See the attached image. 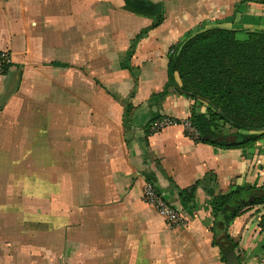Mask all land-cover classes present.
<instances>
[{
	"label": "crops",
	"instance_id": "0c3cea01",
	"mask_svg": "<svg viewBox=\"0 0 264 264\" xmlns=\"http://www.w3.org/2000/svg\"><path fill=\"white\" fill-rule=\"evenodd\" d=\"M147 1L161 4L163 22L134 45L155 19L125 11L122 0H0V38H7L0 54L7 53L12 65L0 76V264H40L39 239L9 235L2 220L10 163L3 134L30 140L35 150L26 157L47 165V179L33 178V194L46 190L49 217L62 212L63 230L76 231L79 264L216 262L221 253L212 246L210 202L264 188V139L222 150L196 144L181 124L145 137L151 113L180 123L190 118L193 103L172 89L161 100L155 97L167 80L170 48L206 28L264 30V6L239 0ZM56 34L63 39L54 41ZM152 82L158 84L155 91L145 88ZM105 93L112 108H103ZM127 96L129 115L118 105ZM17 149L16 164L22 166L25 150L18 144ZM147 177L179 213L183 227L168 229L142 202ZM196 184L190 202L181 200L178 190ZM47 227L56 225L50 220ZM224 233L236 245L239 264H264V206L245 208Z\"/></svg>",
	"mask_w": 264,
	"mask_h": 264
},
{
	"label": "trees",
	"instance_id": "16d2710c",
	"mask_svg": "<svg viewBox=\"0 0 264 264\" xmlns=\"http://www.w3.org/2000/svg\"><path fill=\"white\" fill-rule=\"evenodd\" d=\"M124 10L137 16L152 17L155 23L139 33L134 45L146 38L147 34L159 27L162 22L161 4H153L147 0H122ZM240 5L256 4L264 6V0H239ZM239 33H246L244 41H237ZM189 37V36H188ZM187 38V37H186ZM185 38V39H186ZM182 43V42H181ZM181 43L170 48L173 54L167 61V80L161 91L155 97L163 99L168 89L191 101L190 123L197 137H189L196 144L207 145L222 150H239L264 139V30H225L212 27L205 33L191 39L180 51L173 71L171 65ZM230 49L231 64H224L218 53L222 49ZM1 59L0 76H5L12 67L9 62ZM208 72V76L203 74ZM196 103L206 106V112H197ZM161 118L151 113L150 124ZM170 126L179 125L178 120H170ZM222 124L233 132L237 138L233 144L214 141L224 138L215 132L216 126ZM153 135L150 127L145 137ZM209 138V139H208ZM151 182L150 178H146ZM198 184L188 190L179 191V197L184 202H190ZM173 188V186H171ZM252 192L262 195L247 201L246 197ZM213 217L212 246L217 247L222 255L220 244L222 239L231 245H236L224 233L226 226L232 223L241 212L251 206H264V188L237 190L225 197H216L210 204ZM264 249V248H263ZM222 262L225 264L222 255Z\"/></svg>",
	"mask_w": 264,
	"mask_h": 264
},
{
	"label": "rangeland",
	"instance_id": "374dc122",
	"mask_svg": "<svg viewBox=\"0 0 264 264\" xmlns=\"http://www.w3.org/2000/svg\"><path fill=\"white\" fill-rule=\"evenodd\" d=\"M56 18V17H55ZM18 25V24H17ZM16 30V28H14ZM12 32V30L10 29ZM190 36V35H189ZM246 33H239L236 36L237 41H244L246 39ZM42 38L47 40V36L45 34L42 35ZM54 41L62 40L63 37L59 34L53 35ZM7 38H0V42L5 41ZM49 40V39H48ZM53 41V42H54ZM52 42V43H53ZM60 52V51H58ZM7 54V53H6ZM173 54L172 50H169L168 54L166 55L167 61L170 56ZM219 58L224 64H231V57H230V49H222L219 53ZM200 70L203 71L204 75L210 79L208 76V72H204V68L199 66ZM156 74L159 73V70L155 72ZM43 77L45 79L48 78L47 73H44ZM157 77V76H155ZM49 78H52L50 76ZM92 84L87 86V92L91 93ZM99 89L103 86L99 85ZM145 88L148 90L155 91L156 88L158 89V84L156 82H152L147 84ZM105 90V89H104ZM154 102V100H153ZM103 108H112V105L108 103V99L106 93L104 95V102ZM130 103V97L127 96L126 99H122L118 101L119 109L125 111L126 114H130V110L132 109ZM37 105V104H36ZM193 105V104H192ZM191 105V106H192ZM197 112L200 114H204L206 112V106L202 103H196ZM93 108V107H90ZM172 120V119H170ZM186 121H182L180 124L183 126L185 125ZM168 123V122H165ZM128 127V126H127ZM130 127V125H129ZM131 130V129H130ZM216 133L222 136H232L233 133L230 131L226 126L222 124H218L216 126ZM190 133V132H189ZM6 136L4 139L3 144L6 147V153L9 157V164L6 166L7 174H8V191L7 197L2 199V204L7 205V210L2 218L4 225L6 226V231L8 233L14 235H22L23 238L26 240H30L32 236H36L39 239V254H40V264H79V253L76 252V248L78 247V242L75 241L77 238V233L72 232L66 233L62 228L63 227V220L61 219L63 216L62 212H54L52 217H49V198L47 191H39L38 195L33 194V189H35L34 185H37V182H33L34 176L36 177H44V179L48 178V167L47 165H39L34 161L33 164L31 159L27 158V155H30L34 152L35 149L32 148V143L30 140L24 139L22 142H17V136L21 137V134L18 133H7L3 134ZM119 139L121 141V131L118 133ZM18 146H23L25 150L24 161L26 162L24 165L20 166L16 164L18 160L17 156L20 154V149H17ZM11 192L14 196H11ZM15 194L18 196L16 197ZM22 206V207H20ZM22 208V210H21ZM212 220L213 217L211 216ZM52 220L53 224L56 225V228H52L48 230V223ZM38 223V224H35ZM60 225V228H58ZM167 226V225H166ZM168 227V226H167ZM170 230H176L169 228ZM52 233V234H51ZM51 238H50V237ZM51 239L52 244L49 245V241ZM37 240V239H36ZM80 241V240H79ZM80 243V242H79ZM50 249V250H49ZM210 251V250H209ZM66 252V254H65ZM75 252L77 254H75ZM66 258V260L64 259ZM213 258L210 252H207V259L211 260ZM240 258V256H239ZM222 255L218 258L220 264ZM218 261H209L208 264H218ZM93 262L92 264H94Z\"/></svg>",
	"mask_w": 264,
	"mask_h": 264
},
{
	"label": "built area",
	"instance_id": "2783aa9c",
	"mask_svg": "<svg viewBox=\"0 0 264 264\" xmlns=\"http://www.w3.org/2000/svg\"><path fill=\"white\" fill-rule=\"evenodd\" d=\"M1 59L8 62V56L6 54H1ZM170 124L171 122L169 119L161 118V120H158V122L151 125L150 132L157 133L162 128L170 126ZM182 127L184 129V134H187L189 137H197L196 132L192 129L188 120L185 122L184 126L182 125ZM141 199L144 204L151 207L159 216L163 218L165 224L169 228L179 229L183 227V220L181 219L179 213L159 194L157 187L152 182H145L143 184Z\"/></svg>",
	"mask_w": 264,
	"mask_h": 264
},
{
	"label": "water",
	"instance_id": "95a60500",
	"mask_svg": "<svg viewBox=\"0 0 264 264\" xmlns=\"http://www.w3.org/2000/svg\"><path fill=\"white\" fill-rule=\"evenodd\" d=\"M216 28L230 30V29L221 28V27H216ZM209 29H211V28H206V29H203V30H199V31L193 33L192 35H190L189 37H187L181 43L180 47L178 48L177 54H176V56L173 59V62H172V65H171V72L173 71V68H174V65L176 63L177 57H178L180 51L182 50V48L191 39H193L194 37H196L199 34L205 33ZM233 31H235V30H233ZM214 141H216L218 143H223L224 142L226 144H233V143H235L237 141V138L235 136H227V137H224V138L215 139ZM261 195H262L261 192H252L249 195H247L246 200L249 202V201H251L252 198L258 197V196H261ZM220 248H221V252H222V255H223V259L225 261V264H239L238 261L235 259L234 252H233V250L231 248V245L228 242H226L224 239H222V241H221Z\"/></svg>",
	"mask_w": 264,
	"mask_h": 264
}]
</instances>
